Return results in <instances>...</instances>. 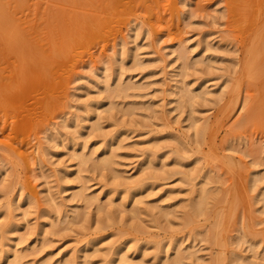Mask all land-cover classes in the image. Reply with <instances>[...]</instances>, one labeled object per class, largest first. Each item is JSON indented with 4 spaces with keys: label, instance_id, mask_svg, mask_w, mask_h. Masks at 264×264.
Instances as JSON below:
<instances>
[{
    "label": "rangeland",
    "instance_id": "374dc122",
    "mask_svg": "<svg viewBox=\"0 0 264 264\" xmlns=\"http://www.w3.org/2000/svg\"><path fill=\"white\" fill-rule=\"evenodd\" d=\"M263 44L264 0H0L1 264H264Z\"/></svg>",
    "mask_w": 264,
    "mask_h": 264
},
{
    "label": "bare ground",
    "instance_id": "6f19581e",
    "mask_svg": "<svg viewBox=\"0 0 264 264\" xmlns=\"http://www.w3.org/2000/svg\"><path fill=\"white\" fill-rule=\"evenodd\" d=\"M239 5V4H238ZM235 7H237L236 5H235ZM240 8H242L241 6H240ZM237 11V10H236ZM255 16V15H254ZM12 26V25H11ZM11 26H10V30L9 31H12V30H14V26H12V30H11ZM8 31V32H9ZM15 31H16V29H15ZM261 31H263V29L261 30ZM13 32V31H12ZM260 32V31H259ZM258 32V33H259ZM15 33V32H14ZM11 34H13V33H11ZM15 35H17L16 33L14 34V35H12V36H14L15 37ZM15 38H17V37H15ZM20 38V37H19ZM18 38V39H19ZM9 41H10V43H11V41H12V37H11V35L9 34ZM14 39V38H13ZM18 39H15L14 41H12V42H17L18 41ZM17 40V41H16ZM12 45H15V43H12ZM17 46V45H16ZM15 46V47H16ZM262 47H264V44L262 45ZM24 47H22V49H23ZM13 49V48H12ZM19 49H20V47H19ZM14 50V49H13ZM17 50V49H16ZM174 50H176V48L174 49ZM173 50V51H174ZM185 49H183V47L182 48H178L177 49V51L178 52H176L177 53V55H175L176 57L177 56H181V57H184V59H185V51H184ZM23 50H21V52H22ZM20 52V51H19ZM26 53V52H25ZM175 53V54H176ZM23 54V53H22ZM21 54V55H22ZM28 54V53H27ZM32 55V54H31ZM23 56H24V54H23ZM26 56V55H25ZM33 56V55H32ZM20 57V56H19ZM29 57V56H28ZM175 57V58H176ZM21 58V57H20ZM174 58V59H175ZM188 58V57H187ZM36 59V58H35ZM35 59H34V61H35ZM38 59V58H37ZM180 59V58H179ZM183 59V60H184ZM189 59V58H188ZM20 60V59H19ZM182 60V61H183ZM38 61V60H37ZM30 62V61H29ZM33 63V62H32ZM31 63V64H32ZM34 63H36V62H34ZM23 65H27L26 63L25 64H23ZM34 65V64H33ZM20 66V65H19ZM40 66H41V63H40ZM21 67V66H20ZM19 67V68H20ZM22 69V68H21ZM253 69V68H252ZM24 70V69H23ZM45 71V70H44ZM23 72V71H22ZM18 73H20V72H18ZM35 75V74H34ZM20 76V75H19ZM23 77V76H22ZM121 79V78H120ZM123 81V80H122ZM182 82V81H181ZM185 82V81H184ZM115 83V82H114ZM186 83L187 82H185V85H186ZM134 86L135 84H134V82H132V84H125V83H122V82H116L115 84H107L106 85V87L104 88L105 90H107V91H109L110 93L111 92H114V94H115V92L116 93H118V94H120V93H122V92H125V91H127L131 86ZM184 84L183 85H181V86H178V90H176V93H179V97L181 98V100H183V101H185L184 103H186V100L188 101L189 99H191V98H193L195 95H204L206 92H208L207 90H199V91H197V92H195L194 90H195V88H193V87H188V86H185ZM102 88V89H103ZM126 93V92H125ZM223 94H225V91H222V92H218V93H216V99H218V100H220L221 98H222V96H223ZM177 98H178V96H177ZM192 103V102H191ZM177 104H178V102H177ZM101 105L102 104H100V105H96V106H94V110H95V112L96 111H99V108L101 107ZM185 105V104H184ZM112 104H110L109 105V107L110 108H112ZM179 106V105H178ZM181 106V105H180ZM114 108V107H113ZM128 109V111H131L130 110V108H125V111ZM94 117H96V116H94ZM88 118H90V117H88ZM96 119V120H95ZM94 122L92 123V124H90V125H93L94 127H97L98 125H99V118H94ZM191 122H192V125H193V127L192 128H194L195 129V131L197 132V134L196 135H200V134H202L206 129H207V123L206 122H204L203 124H200V123H198V124H196V120L194 119H192L191 120ZM191 125V124H190ZM191 125V126H192ZM195 132V133H196ZM72 155L74 156V157H77V159L79 160V162L78 163H81V164H84V163H86V162H89V161H91V163L92 164H94L95 166H108V165H110V163H111V154H107L106 152H103L102 154H100V156H97V157H93L92 155H86L85 153H81V152H79V153H77L76 151H73V153H72ZM151 163V162H150ZM151 172V171H150ZM153 173V172H152ZM80 174V173H79ZM154 174V173H153ZM152 174V175H153ZM78 175V174H77ZM151 175V176H152ZM79 176V175H78ZM77 176V177H78ZM205 177H206V175H205ZM208 177V176H207ZM209 178V177H208ZM254 178V177H253ZM123 183V182H122ZM127 183V182H126ZM137 183V182H136ZM135 183V184H136ZM208 183V182H207ZM132 184V183H131ZM131 184H130V186H131ZM134 184V183H133ZM133 184H132V186H133ZM208 185V184H207ZM207 185H206V181H204L203 180V182L201 183V185L199 186V188L198 189H196V200H194V201H192V202H190L189 203V207H188V209L186 210V212L184 213L185 215L183 216L184 218H183V222L184 223H186V224H188V223H192V221L194 220L193 219V217H195V216H193L195 213L197 214L198 212H201V211H204V209H205V207L207 206V202H208V199H211V198H209L210 196H209V188H210V186H209V188L207 187ZM129 186V185H128ZM129 186V189H132L133 187H130ZM135 186V185H134ZM129 189H127V190H129ZM127 192V191H126ZM75 194H78L79 195V197L81 196V198L84 200V202L86 203V204H88V205H95L96 206V208H98V210H102L103 208H104V206H105V202H102L101 201V197L99 196V194H90V195H87L84 191H83V189H77V191H75L74 192ZM124 193V192H123ZM140 193V191H138L137 192V190L135 191H133L132 193H130L129 194V192L128 193H125L126 195L128 194V196L129 195H134V197H133V199H132V204L134 205L135 203H137L138 201H139V199L141 198L140 196V198H138L137 197V194H139ZM211 193V192H210ZM213 193V192H212ZM140 195V194H139ZM212 197V196H211ZM131 200V199H130ZM111 201V200H110ZM128 201H129V198H128ZM210 201V200H209ZM55 204V203H54ZM9 205V204H8ZM22 205V203L21 202H18V203H16V205H15V208L14 209H19V207ZM8 207V206H7ZM119 207L121 208V209H124L126 206L125 205H123L122 203L121 204H119ZM9 208V207H8ZM207 208V207H206ZM56 210V209H55ZM59 210V209H58ZM57 210V213L59 212V214H60V211H58ZM100 210V211H101ZM84 212H86V211H84ZM106 212H107V214L109 215L110 213H111V210H110V208H109V210H106ZM113 212V211H112ZM136 212H138V213H140V208H137V207H132V213L133 214H136ZM11 213V212H10ZM62 213V212H61ZM168 213V212H167ZM80 214V210L79 209H74V210H72V217L73 218H77L78 216H80L79 215ZM84 214V213H83ZM200 214H202V212L200 213ZM8 215H10V214H8ZM66 215V214H65ZM86 215V214H85ZM198 215V214H197ZM15 216V215H14ZM58 216V215H57ZM11 217V216H10ZM63 217H66V216H59V222H62V221H64V218ZM86 218V217H85ZM10 219V218H9ZM56 219V218H55ZM72 220V219H71ZM76 220V219H75ZM17 222V221H16ZM70 222V221H69ZM109 222V221H108ZM9 223V222H8ZM50 223V222H49ZM56 223V222H55ZM58 223V222H57ZM17 224H18V222H17ZM54 224V223H53ZM11 225H13V224H11ZM11 225H9V226H11ZM15 226H17L16 224H14ZM49 225H51V224H49ZM6 229H8V228H6ZM46 229V228H45ZM16 230H19V227H17L16 228ZM177 251V250H176ZM116 253V255H115V258H114V260H113V262H114V264H123V263H125L126 262V260L129 258V256H128V253L126 252V251H124V249L123 248H121V247H119L116 251H115ZM62 255V258H61V260L60 261H63V262H70L71 260H72V258L69 256H65L64 255V253L63 254H61ZM7 256V258H6V264H20L19 263V260H20V258H21V256H22V254H21V252L17 249V248H15L10 254H8V255H6ZM239 256V255H238ZM166 258H167V256H165ZM164 257V258H165ZM179 257V254H177V256H176V259ZM240 257V256H239ZM163 259V263L165 264L166 263V260L167 259ZM175 259V258H174ZM179 259V258H178ZM241 259V258H240ZM85 262L87 261V257H85V260H84ZM239 261V260H238ZM248 261V260H247ZM21 262V261H20ZM241 262V261H240ZM215 264H220V258H218L215 262H214ZM236 263V262H235ZM0 264H1V260H0ZM42 264H45V262L43 261V263ZM248 264H250V263H248ZM253 264H254V262H253ZM255 264H256V262H255Z\"/></svg>",
    "mask_w": 264,
    "mask_h": 264
}]
</instances>
